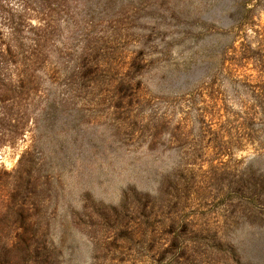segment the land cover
<instances>
[{"label":"rangeland","instance_id":"1","mask_svg":"<svg viewBox=\"0 0 264 264\" xmlns=\"http://www.w3.org/2000/svg\"><path fill=\"white\" fill-rule=\"evenodd\" d=\"M66 5L58 79L0 113V264H264L258 72L226 52L264 0Z\"/></svg>","mask_w":264,"mask_h":264},{"label":"trees","instance_id":"2","mask_svg":"<svg viewBox=\"0 0 264 264\" xmlns=\"http://www.w3.org/2000/svg\"><path fill=\"white\" fill-rule=\"evenodd\" d=\"M68 11L66 0H0V113L11 115L16 108L20 110L21 100L42 92L46 79H58L63 54L73 51L71 44L61 37L63 16ZM253 18L251 11L241 17L236 34L241 39L240 48L234 40L226 51L239 52L240 62L252 60L258 72L254 82L244 81L247 96L240 100L238 114L243 119L239 127L244 129L252 122H261L264 113V26ZM80 51L72 75L83 79L95 73L101 64L90 60L89 45L81 46ZM21 125L24 127L25 122ZM252 131L256 132L253 128ZM25 158L26 153L21 162ZM173 238H178L176 233ZM17 245L16 241L8 242L5 247L11 251Z\"/></svg>","mask_w":264,"mask_h":264}]
</instances>
